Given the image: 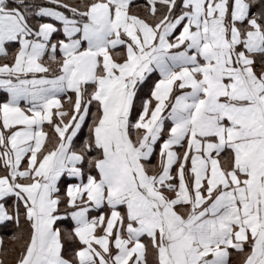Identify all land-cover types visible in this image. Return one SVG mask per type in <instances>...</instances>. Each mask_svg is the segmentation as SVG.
Listing matches in <instances>:
<instances>
[{
  "label": "snow or ice",
  "instance_id": "1",
  "mask_svg": "<svg viewBox=\"0 0 264 264\" xmlns=\"http://www.w3.org/2000/svg\"><path fill=\"white\" fill-rule=\"evenodd\" d=\"M0 233V264H264V0H0Z\"/></svg>",
  "mask_w": 264,
  "mask_h": 264
},
{
  "label": "crops",
  "instance_id": "2",
  "mask_svg": "<svg viewBox=\"0 0 264 264\" xmlns=\"http://www.w3.org/2000/svg\"><path fill=\"white\" fill-rule=\"evenodd\" d=\"M137 2H143V0H137ZM9 234L11 233V231H12V229L11 228H9ZM2 235H4L3 233H0V236H2ZM9 243H10V241H8Z\"/></svg>",
  "mask_w": 264,
  "mask_h": 264
}]
</instances>
